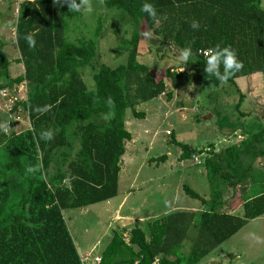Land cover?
<instances>
[{"label": "trees", "instance_id": "1", "mask_svg": "<svg viewBox=\"0 0 264 264\" xmlns=\"http://www.w3.org/2000/svg\"><path fill=\"white\" fill-rule=\"evenodd\" d=\"M145 2L155 7L159 23L141 11ZM104 4L124 14L133 33L123 40L126 59L116 65L100 63L92 89L82 71L97 59L100 28L91 38L71 41L68 19L76 12H70L66 4L58 7L53 0L20 4L16 38L18 61L25 72L14 82L31 85L27 99L18 103L28 110L32 129L24 137L9 140L0 134V170L6 175L0 188V264H83L64 210L118 194L126 142L133 138L126 127L127 109L145 118L146 112L136 109L142 102L162 94L171 101L177 89L200 80L221 85L214 77L206 78L201 50L219 44L237 52L244 67L230 83L257 72L264 75V0H104ZM193 20L199 22L198 30L191 27ZM143 27L179 50L191 44L193 55L187 65L169 67L159 76L141 62L137 50ZM28 33L36 40L34 48L25 41ZM10 64L0 39V75L8 76ZM181 68L185 70L180 72ZM109 97L114 101L111 107ZM45 105H51V110L35 111ZM45 130L53 131L52 140L40 139ZM172 136L182 148L179 160L202 151ZM36 149L41 153L40 170L25 175L29 166L25 161L37 160ZM258 157H264V129L206 157L211 198L183 185L186 194L200 199L206 209L200 213L178 210L150 220L149 238L140 226L132 228L128 241L116 233L101 260L92 264H198L249 221L264 215V174H256L253 165ZM226 182L233 187L249 184L242 214L219 210L225 204L222 187ZM192 224L197 234L190 251L184 253L181 249Z\"/></svg>", "mask_w": 264, "mask_h": 264}, {"label": "rangeland", "instance_id": "2", "mask_svg": "<svg viewBox=\"0 0 264 264\" xmlns=\"http://www.w3.org/2000/svg\"><path fill=\"white\" fill-rule=\"evenodd\" d=\"M23 1L0 0V39L5 42L11 60L8 76L0 75V85H3L0 88V123L6 122L9 126L7 133L0 131V134H5L7 140L10 137H24L32 129L28 110L18 103L27 99L32 91L31 85L27 81L14 82L25 72L23 63L18 61L21 53L16 38L19 7ZM92 7L90 13L70 14L67 32L71 41L78 42L93 37L100 28L97 59L82 71L89 89L95 87L93 74L100 63L116 65L126 59L128 48L123 40L131 38L133 33V26L117 9L107 8L99 0H92ZM145 29L142 28L143 31ZM179 51L173 44H164L163 37L156 35L152 39H145L141 35L137 50L138 59L148 64L159 76L169 67H181L176 60ZM258 102L264 103V75L261 72L242 76L235 83L224 85L200 80L177 89L171 101L162 94L136 106L138 111L146 112L145 118H138L131 108L127 109L126 127L133 138L126 142L118 194L110 200L87 207L64 210L83 264L99 262L97 257H102L103 250L116 233L128 241L132 228L140 226L149 238L150 220L178 208L196 213L206 209L200 199L186 194L183 185L189 184L203 197L211 198L204 161L213 153H222L226 147L239 144L264 129V105L258 106ZM239 125H243L245 130L238 132ZM172 133L179 142L202 151L179 160L182 148L172 141ZM36 150L37 160L27 158V166L33 161L39 165L41 153L39 149ZM162 155H167L163 161L151 160ZM253 165L256 174H264V157H258ZM5 178V172L1 169L0 188ZM248 187L249 184L233 187L224 183L225 204L219 210H234V213L242 214L243 195L245 189L249 194ZM147 202L149 204L145 206ZM197 230L192 224L183 242L182 252L190 251ZM198 264H264V215L249 221Z\"/></svg>", "mask_w": 264, "mask_h": 264}, {"label": "clouds", "instance_id": "3", "mask_svg": "<svg viewBox=\"0 0 264 264\" xmlns=\"http://www.w3.org/2000/svg\"><path fill=\"white\" fill-rule=\"evenodd\" d=\"M99 3L102 5L104 0H99ZM53 4L58 7H63L65 4L68 6L70 12H92V0H53ZM264 7V5H261ZM141 11L147 13L153 21L159 23L157 18V11L155 7L151 3L145 2L141 6ZM191 27L194 30H198L200 28V24L198 21L193 20L191 23ZM142 36L145 39H152L154 37L153 32L150 28L142 31ZM25 41L27 42L30 48H34L36 45V40L33 34L28 33L25 35ZM201 54L205 57V65L204 72L206 73V78L214 77L221 85L227 84L228 81L237 73L240 72L244 65L243 62L238 59L237 52L229 45L221 47L219 44L215 46V48L201 50ZM193 55V50L191 44L182 48L178 55L176 56V60L181 65H187L188 61ZM221 66L223 67V71H221ZM161 67H163L161 65ZM185 68H181V71H184ZM109 107L114 104V101L111 97L108 98L107 101ZM51 105H45L43 107L37 106L35 111L37 113H45L51 110ZM109 118L108 116L105 117ZM8 124L0 123V131L4 133L8 132ZM54 138V133L51 130H45L40 133V139L49 141ZM40 170V165H29L26 168L25 175L35 174ZM257 240L259 238H256Z\"/></svg>", "mask_w": 264, "mask_h": 264}, {"label": "crops", "instance_id": "4", "mask_svg": "<svg viewBox=\"0 0 264 264\" xmlns=\"http://www.w3.org/2000/svg\"><path fill=\"white\" fill-rule=\"evenodd\" d=\"M251 76H252V74H251ZM239 78H240V77H239ZM237 79H238V78H237ZM258 104H259L258 106H263V105H264V103H262V102H258ZM241 130H245V128H244L243 125H239V126H238V132L241 131ZM121 170H122V169H121ZM206 199H209V197H207ZM148 204H149V203L147 202V203L145 204V206H147ZM86 207H87V206H86ZM147 209H149V207H146V210H147ZM178 210H185V209H183V208H181V209L178 208V209L175 210V211H178ZM147 211L150 212L149 210H147ZM233 211H234V210H231L230 212L234 213ZM145 214H146V213H145ZM146 215H147V214H146ZM262 216H263V215H262ZM262 216L257 217V219L260 218V217H262ZM255 219H256V218H255ZM234 235H235V234H234ZM234 235H233V236H234ZM231 237H232V236H231ZM231 237H230V238H231ZM191 238H192V237H191ZM228 239H229V238H228ZM76 246H77V245H76ZM218 247H219V246H218ZM218 247H217V248H218ZM78 249H79V248H78ZM80 255H81V254H80ZM81 256H82V255H81Z\"/></svg>", "mask_w": 264, "mask_h": 264}, {"label": "built area", "instance_id": "5", "mask_svg": "<svg viewBox=\"0 0 264 264\" xmlns=\"http://www.w3.org/2000/svg\"><path fill=\"white\" fill-rule=\"evenodd\" d=\"M201 52V51H200ZM101 260V257L99 258V257H97V261H100Z\"/></svg>", "mask_w": 264, "mask_h": 264}]
</instances>
